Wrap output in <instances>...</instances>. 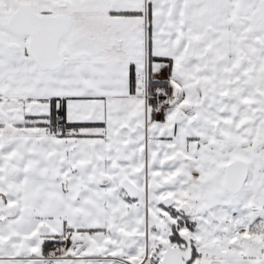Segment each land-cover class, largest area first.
I'll return each instance as SVG.
<instances>
[{"label": "snow or ice", "instance_id": "6c2138e0", "mask_svg": "<svg viewBox=\"0 0 264 264\" xmlns=\"http://www.w3.org/2000/svg\"><path fill=\"white\" fill-rule=\"evenodd\" d=\"M0 264H264V0H0Z\"/></svg>", "mask_w": 264, "mask_h": 264}, {"label": "trees", "instance_id": "16d2710c", "mask_svg": "<svg viewBox=\"0 0 264 264\" xmlns=\"http://www.w3.org/2000/svg\"><path fill=\"white\" fill-rule=\"evenodd\" d=\"M52 247H53V245L49 244V245L47 246V250H49V249L52 248Z\"/></svg>", "mask_w": 264, "mask_h": 264}, {"label": "built area", "instance_id": "2783aa9c", "mask_svg": "<svg viewBox=\"0 0 264 264\" xmlns=\"http://www.w3.org/2000/svg\"><path fill=\"white\" fill-rule=\"evenodd\" d=\"M51 249H52V248H51ZM51 249H50V250H51Z\"/></svg>", "mask_w": 264, "mask_h": 264}, {"label": "crops", "instance_id": "0c3cea01", "mask_svg": "<svg viewBox=\"0 0 264 264\" xmlns=\"http://www.w3.org/2000/svg\"><path fill=\"white\" fill-rule=\"evenodd\" d=\"M50 249H51V248H50ZM50 249H49V250H50Z\"/></svg>", "mask_w": 264, "mask_h": 264}]
</instances>
